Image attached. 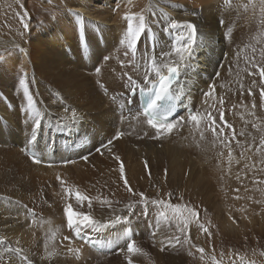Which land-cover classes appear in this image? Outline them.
<instances>
[{
    "label": "bare ground",
    "instance_id": "obj_1",
    "mask_svg": "<svg viewBox=\"0 0 264 264\" xmlns=\"http://www.w3.org/2000/svg\"><path fill=\"white\" fill-rule=\"evenodd\" d=\"M189 1L210 13L188 19L183 14L188 7L175 0H60L58 9L50 14L31 0L33 32L13 30L10 36L8 30L0 32V48H17L5 49L0 73L2 77L9 73V83H15L19 91L15 96L0 91V264H153L148 257L154 246L150 238L153 229L162 228L161 216L152 207L147 211L149 217L139 218L134 214L138 208L134 213L130 208L132 200L140 196L155 198L153 187L166 198L168 177L162 178L158 157L152 154L171 150L174 144L168 138L196 128L204 129L210 138L222 133L239 142H263V26L250 30L241 21L239 50L247 47L244 57L248 61L236 60L229 49L238 40L227 45L217 17L233 19L236 12L221 8L222 4L215 6L212 0ZM167 2L179 7L178 14ZM212 7H217V15ZM139 12L148 13L142 25L148 21L149 30L141 34L130 20ZM80 17L87 18L89 28ZM92 22L99 30L91 29ZM108 25L119 27L118 42L111 41ZM171 66L179 71L180 78L171 90L181 111L170 124L153 123L139 110L137 96L136 105L127 104L130 91L148 87L160 74H168ZM19 69L29 70V75L16 74L14 79ZM127 83L133 86L126 92ZM252 99L258 109L251 117ZM17 100L25 107L23 116L16 109ZM189 106L193 114L185 112ZM223 113L229 119L224 120ZM256 118V122L251 120ZM174 125L177 127L169 132ZM159 135L161 144L152 145ZM219 141H207L196 130L181 146L185 155L197 156L200 165L202 155L215 160L231 153L227 165L236 174L232 183H256L258 177L231 163L232 159L243 161L234 148L222 143V138ZM138 143H144L151 156L135 164L136 172H129V192L116 163L120 155L136 152ZM29 148L36 149L35 157L28 155ZM73 156V162L64 163ZM180 164H169L174 177L181 175ZM76 190L91 199L75 200ZM113 192L125 203H102ZM225 223L226 229L234 226L227 217ZM84 231L92 234L103 252L77 239ZM70 237L72 242L67 240ZM130 239L136 241L133 247L127 244ZM155 258L159 264L169 262L162 252Z\"/></svg>",
    "mask_w": 264,
    "mask_h": 264
},
{
    "label": "rangeland",
    "instance_id": "obj_2",
    "mask_svg": "<svg viewBox=\"0 0 264 264\" xmlns=\"http://www.w3.org/2000/svg\"><path fill=\"white\" fill-rule=\"evenodd\" d=\"M59 1L60 0H34V3L36 7L39 10H42L44 13L53 14L58 9L55 7H57L58 4L62 3V1L61 3ZM175 1H180L183 5L188 7L187 10L180 8L181 10H184L183 14H187L186 17L188 19L200 17L204 18L203 15L210 13V11H206L207 9L200 5L195 7V5H193L189 0ZM226 2H228L229 4H226ZM34 3H32L31 0H0V32L4 33L3 30H8L7 36H10V32H13V30L14 32H21V29H25V31H28V33L29 31L32 33L33 27L30 26V22L35 17V15L32 14L33 12L31 6L34 7ZM212 3L215 4V6H217L218 4H222L221 8H229L231 10H234V13L236 12L233 19H227L225 15L221 14H218L217 17L222 28L221 30L223 32V38L227 45L231 43L233 45L235 42L234 40H238L237 46L234 45L232 49H229L232 56L236 57V60L239 61H248L247 58L244 57V55L246 56V54L248 53V49H246L247 47L244 48V51L243 49H241V51L239 50L243 38V35L240 33V28L243 23H248L246 27L250 30H252L253 27L255 28V25H262L264 36V0H212ZM165 4L169 6V9H171L175 14H178L179 7L173 6L169 2ZM27 7H30V10ZM192 7H195V9H193ZM212 10V12H214L215 14V11H217V7H212ZM56 15L58 16L59 14L56 13ZM146 15H148V13L146 14L145 12H139L138 14H132L130 16L131 26L140 34L149 30L148 21L146 25H142L143 21L146 19ZM23 16L26 19H24ZM79 19L82 24L87 23V26L89 28L90 23H88L87 18L80 17ZM235 19L237 20L235 21ZM241 21L243 23H241ZM248 21H250V23ZM108 26L109 29L106 32L108 33V35L111 34V36L113 37V40L111 41L118 42L117 39H119L121 36L119 27H116L114 25ZM131 26L130 28H132ZM91 29L99 30V27H97L95 22H92ZM189 30L190 35L193 34V30L191 27H189ZM151 46L152 48H154L153 41H151ZM176 46L178 47L179 44H176ZM134 47L135 46H133V48ZM9 48L17 50L16 46H6L5 48H0V64L2 63L5 49ZM232 51L234 52V54ZM134 54H136V51ZM241 55L243 57H241ZM16 74H23L24 76H26L29 75V70H17L15 72L14 79L16 78ZM8 76L9 73L7 75H3V77L0 73V78H2V85L0 84V88H2V90L0 91L6 93L9 96H11V94H14L15 96L16 93H19V91L16 90L18 89V87L15 83H9ZM132 86L133 85L131 83H127L123 90H126L127 92L130 89L129 87ZM22 90L24 91V88ZM204 91L206 93L208 90L205 89ZM124 93V91L121 92V94ZM28 97L29 96H26V98ZM11 101L10 104H6V106L9 108L12 106ZM251 102L250 116L252 117L253 113L255 114L258 109V105L253 101V99ZM232 108L234 110H237V108ZM16 109L21 112L20 114L22 116L24 115L25 107L22 106L21 101L19 102V100H17ZM222 116H224V120L229 119L227 117L228 115L226 116V113H223ZM251 120L253 122H256L257 118L256 120ZM180 121L183 122L182 120ZM176 127L177 126L175 125L170 127L168 129L169 132H172ZM196 130H199L205 136V140L207 141L216 142L219 141L220 138H222V143H227L232 148H234L236 157L243 161L235 163L232 159L231 163L233 164V166L236 168L241 167L240 169H248V173L255 177H258V179L256 180L257 182L253 183V185H243V183L241 185H234L232 183V180H235L236 174H234L233 176L230 170L231 166L227 165L229 164L227 159H229L228 156L231 153L224 159H220L218 157L219 159L215 160H211V158L209 160L206 156H204L203 158V155L200 153L202 155V165L199 164L197 156L191 157L187 156V154L185 155L183 153L185 149L182 151V141L192 133H194V131ZM180 131L182 132L183 129ZM226 135L227 134L221 133L219 137L214 136L210 138L208 135H205L204 129H190L186 132L175 135L173 138L167 139L174 144V148H172L171 150L154 152L152 154L158 157L157 159L161 166L162 178L166 179L168 177L167 182L169 185L167 186L166 191H164L167 194L166 198H164L165 195L161 190L153 187V195L155 198L150 199L146 196H140V199L136 198L132 200L134 204L132 206L134 207L136 205V208H133L132 206L130 208L131 211L133 210V213L134 211L137 212L138 208V212L134 213L138 217H147L149 208L153 210L152 207H155V209L157 210L155 213L159 214V217L161 216L159 226L162 228L153 229V231H155L153 235H151L150 233V242L154 245V255L151 253V256L153 257H151L150 255L148 257L149 261H151L153 264H159L157 263V259L155 258V256L160 255L161 252L169 256L168 264H264V63L263 142H239L233 139V136L227 138ZM157 139L158 140L155 139L151 144H161L162 141L160 135L157 136ZM230 146L227 147V150H230L232 152V148ZM136 147L138 148L136 152L127 154L123 157L120 155V159L116 163L117 167L120 169V178H123V181L126 183L127 187L129 186L128 189H131H129V192L132 191V186H130V184H128L127 182V177L130 176L129 172H136L138 168L135 167V164L137 162H140L141 160L145 162V159L151 156L148 153L144 143H138ZM201 149L202 147H199V150ZM71 161L73 162L74 159L71 158L70 161L69 159H66L64 160V163L68 164ZM175 161H178L182 164H180L182 172L179 177H174L172 175V170L170 169L169 164ZM144 166L147 167L146 171L150 173L151 169L149 165L145 163ZM214 166L218 168H215ZM257 184H260L261 188L258 187L259 185ZM254 186L256 187L254 188ZM257 187L258 189L256 190ZM135 192L136 191H134L133 193L135 194ZM113 193L111 197L109 196L104 200L102 198V203H112L113 201H115L116 203L117 201V204L119 203L118 206L120 205V203H125L122 202V196H120L119 193ZM113 196H115L116 199ZM72 197L74 199L78 197L75 200L79 199L81 203L82 199H91L90 195L86 193L80 194V192H78L77 190L72 195ZM155 201L156 203H160L157 201H161L162 203L153 205V202ZM161 204L163 208L161 207ZM81 206L83 205H80V207ZM241 206L245 208L244 211L242 210L243 208H241ZM244 212L247 213L243 214ZM226 217L234 223V226L230 230L226 229L228 228L225 225ZM234 229H239L242 232L239 233ZM101 237H104V234H101ZM134 240L135 239H130L127 244L130 245V247H133L134 244H136V241ZM70 245L72 244H69L68 246ZM63 251L66 253L68 252L67 248L64 249V247Z\"/></svg>",
    "mask_w": 264,
    "mask_h": 264
}]
</instances>
